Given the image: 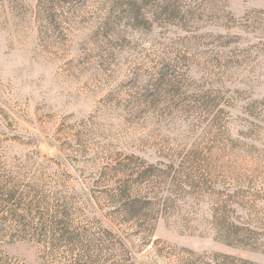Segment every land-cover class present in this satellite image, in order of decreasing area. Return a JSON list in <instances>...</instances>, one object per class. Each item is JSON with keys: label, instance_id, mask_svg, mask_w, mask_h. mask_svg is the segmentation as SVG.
Wrapping results in <instances>:
<instances>
[{"label": "rangeland", "instance_id": "obj_1", "mask_svg": "<svg viewBox=\"0 0 264 264\" xmlns=\"http://www.w3.org/2000/svg\"><path fill=\"white\" fill-rule=\"evenodd\" d=\"M216 254L264 264V0H0V264Z\"/></svg>", "mask_w": 264, "mask_h": 264}, {"label": "trees", "instance_id": "obj_2", "mask_svg": "<svg viewBox=\"0 0 264 264\" xmlns=\"http://www.w3.org/2000/svg\"><path fill=\"white\" fill-rule=\"evenodd\" d=\"M140 200V199H139ZM139 200H136V199H132L131 202H125L124 204H122L121 206V210L122 211H125L126 213H128V215H132V216H135L136 217V213L139 212ZM143 201V200H141ZM146 202V201H145ZM132 218H127L126 220H128V222H134V221H137L136 219L133 218V220H131ZM138 226H140V228L138 229L140 235L145 238V235L147 234H151L153 232V227H151L152 225L151 224H146V225H140L139 223H137ZM105 232L104 233V238L107 239L109 241V244L107 245L108 248L110 249H113L114 248V245H116V234L113 233V231H111L110 229H105ZM64 237L67 236L66 233H63ZM240 234H238L237 237H239ZM112 237V238H111ZM70 240H73L75 239L74 237H68ZM237 239H241V238H237ZM239 241H243L242 239L239 240ZM124 243V242H123ZM121 241L118 240V244L119 246H122L123 248V244ZM126 245V244H125ZM127 246V245H126ZM127 251H129L127 249ZM130 253V251H129ZM222 256L223 257V260L220 261L218 260V258ZM226 259V261H225ZM228 260H230L228 263H226ZM130 261H131V256H130ZM205 264H253L251 261L249 260H242V259H239V258H236V257H232V256H229V255H219V254H216L215 256H213L212 258H210V260H208L207 262H205Z\"/></svg>", "mask_w": 264, "mask_h": 264}]
</instances>
